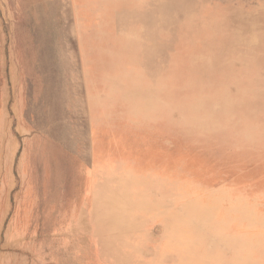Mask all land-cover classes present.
Segmentation results:
<instances>
[{"label": "bare ground", "instance_id": "1", "mask_svg": "<svg viewBox=\"0 0 264 264\" xmlns=\"http://www.w3.org/2000/svg\"><path fill=\"white\" fill-rule=\"evenodd\" d=\"M187 1L70 0L73 15L64 16V21L66 35L79 49L73 52L78 67L60 72L51 109L74 108L82 127L74 128L78 140H92L80 155L85 169L82 188L94 204L87 232L98 247L112 250L117 260L139 255L144 244H138L140 236L132 232L158 223L163 227L162 239L149 246L146 260L224 264L220 247H230L229 264L237 260L250 264L248 258L238 256V250L246 253L263 245L264 232V215L256 212L263 204L250 198L264 180V56H250L264 43L257 41L258 32L249 25L254 18L244 15L245 3L251 0H214V6L206 5L209 0H196L190 10L185 9ZM219 10L230 15L243 10V15L222 19L211 28ZM77 25L83 27L76 29ZM247 40L258 44L239 51L237 47ZM206 68L211 74L203 78ZM112 84L115 89L110 92ZM129 132L133 134L125 136ZM233 133H249L259 147L248 150L251 140L247 138L233 140L231 146L221 143ZM133 135L128 145L122 143ZM169 137L176 138L174 144H166ZM110 139L129 148L116 149ZM62 149L46 144L35 161L45 186L69 181L67 172L73 162H68ZM131 150L141 154L132 155ZM133 156L134 169H124L123 161ZM109 157H114L111 163ZM241 159L257 167L233 189L236 196L220 187L205 192L192 187V180L183 181L191 166L214 174L213 178L201 175L205 180H224ZM97 167L100 182L92 183ZM154 189L158 195L151 192ZM121 190L125 193L120 198L109 194ZM124 216L130 224L126 233H122ZM231 224L240 229L236 235L227 233ZM204 229L211 232L215 244L210 252L205 248Z\"/></svg>", "mask_w": 264, "mask_h": 264}, {"label": "rangeland", "instance_id": "2", "mask_svg": "<svg viewBox=\"0 0 264 264\" xmlns=\"http://www.w3.org/2000/svg\"><path fill=\"white\" fill-rule=\"evenodd\" d=\"M69 1L0 0V264H165L164 259H158L160 257L152 261L146 260L149 257V246L155 245L162 239L163 227L158 223L149 224L134 232L131 231L134 235L140 236L137 243L144 244L141 246L143 251L139 255L131 256V258L123 257L121 260L113 256L112 250L98 247L96 238L91 237L87 232L91 219H93L94 204L89 202V197L82 188L85 179L82 155L88 151L92 140L89 138L88 143L84 142L85 138L83 141L81 138L78 140L74 128L82 127H80L81 120L76 117L77 113L74 108L69 110L66 106L63 111L51 109L54 104L53 94L58 86L57 80H59V74H62L60 72L63 68L78 67L73 52H78L79 49L75 48L73 37L66 35L67 23L64 21V16L73 15L69 8ZM176 1L170 0L171 3ZM195 1L188 0L185 9L193 8ZM228 1L231 0H222V3ZM215 3L214 0H209L206 5L214 6ZM247 4L248 2L244 6L246 8L244 15L246 18H254L249 25L251 29L258 32L257 41L264 43V0H251ZM66 9L70 11L65 12ZM251 9L254 11L248 14L247 11ZM242 12L243 10L230 15L229 12L219 10L209 26L215 27L222 19L228 17L241 16ZM157 25L159 26L160 22L155 24ZM82 27V25H77L75 28ZM201 41L198 40V44ZM257 41L247 40L237 49L242 52L244 49L256 46ZM64 52H67L71 60H65ZM168 54L173 55V52L169 51ZM251 55L250 58L260 59L264 56V48H258L255 52H251ZM64 62L69 65H65ZM210 74L211 71L206 68L201 76L208 78L207 75ZM121 85L127 86L124 82H121ZM114 89L112 84L110 92ZM157 98L162 101L161 97L157 96ZM255 123L253 125L261 126L258 122ZM244 125L242 126L243 131ZM253 125L249 126L254 127ZM50 132H53L54 136H50ZM132 134L129 132L125 136ZM140 135H136L137 138ZM133 137L134 135L125 137L122 143L128 145V139ZM244 138L251 140L248 150H255L259 147L256 146V141L249 133H233L232 136L224 138L221 143L231 146ZM175 139V137H169L165 139V142L167 145H172ZM110 141L116 149L119 145L123 146L111 139ZM46 144L53 148L63 146L62 151L67 155L68 162L69 160L73 162L67 172L68 182L44 185L42 171L35 168V161ZM123 147L125 150L129 148ZM131 152L132 155L141 154L138 151L131 150ZM135 156L124 160L122 167L134 169ZM113 158L109 157L110 163ZM147 158L153 157L148 154ZM167 158L168 155L164 156V159ZM236 166L237 169L230 173L228 178L224 180L218 178L219 181L218 179L205 180L210 173L198 172L195 166H191L185 171L186 178L183 181L192 180V187H199L205 192H208V189L220 187L223 188L222 190L230 191L232 196H236L233 189L237 188L236 186L239 187L241 182L248 180L250 176L248 172L257 167L243 159L239 160ZM227 167H231L224 168L229 171ZM171 168L173 167L171 166L170 170ZM99 173L98 167L94 169L91 175L93 176L92 183L100 182L97 181V177L101 178ZM201 175L205 177L201 178ZM210 175L213 178L214 174ZM181 176L183 175H178L182 178ZM201 179L205 182L202 185ZM180 185L185 187L181 183ZM258 189L259 192H253L250 198L254 201L257 199L264 205V180L258 185ZM151 192L155 195L159 193L155 189ZM123 193L125 192L121 190L112 191L109 194L114 198H120ZM246 197L249 196L239 195L238 198ZM247 202L253 204L251 200ZM263 205L256 210L259 215H264ZM254 208L257 209V206ZM128 220L126 216L122 218L125 223ZM128 225L130 224L124 225L122 233L129 231L126 228ZM239 230L238 226L231 224L227 233L236 235ZM204 234L206 236L205 248L210 252L214 250L215 244L211 240L210 231L204 229ZM261 238H263V245L258 247L259 244L246 253L238 250V256L240 258L245 256L250 264H264V232ZM96 247H98L97 250ZM219 251L226 260L224 264H229L230 257L233 255L231 248L220 247ZM146 256L147 258H144ZM237 261L236 264H244L240 260Z\"/></svg>", "mask_w": 264, "mask_h": 264}]
</instances>
